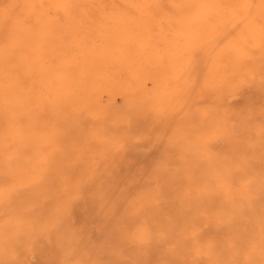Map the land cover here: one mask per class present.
<instances>
[{"label": "rangeland", "instance_id": "374dc122", "mask_svg": "<svg viewBox=\"0 0 264 264\" xmlns=\"http://www.w3.org/2000/svg\"><path fill=\"white\" fill-rule=\"evenodd\" d=\"M180 1L0 0V87L29 78L13 85L26 122L0 129L25 132L0 140V264H264V0ZM150 61L173 83L152 90ZM125 81L145 91L124 99Z\"/></svg>", "mask_w": 264, "mask_h": 264}, {"label": "bare ground", "instance_id": "6f19581e", "mask_svg": "<svg viewBox=\"0 0 264 264\" xmlns=\"http://www.w3.org/2000/svg\"><path fill=\"white\" fill-rule=\"evenodd\" d=\"M176 10H178L180 13H182L183 11L185 12L187 10V13L188 14H194V13L197 12L198 7L195 4H191V1H189V0H181L180 1V4L176 7ZM100 12H101L100 9L99 8H96V10L90 11V12L86 13V15H83V18H84V20H86V23H87L89 21V18H88L89 16H91V15H98ZM258 12L264 13V6H261V8L258 9ZM3 20H4V18H2L1 22H3ZM4 25L5 24H3L2 26H0V30H2V31H0V37L1 38H6L5 36L7 34H9L8 31L6 32V30H3L2 29V28H4ZM187 25H188L187 26V29H188L187 31H189L190 33H192V32L196 33V31H198V30L201 29V28L198 27V25L194 26L192 23H189V24L187 23ZM45 26H48V25H45ZM45 26H43V27H45ZM90 29L92 31L94 29L93 32L95 34H97V35H95V38L97 39V41H100V42L101 41H104L107 38H109L108 36L111 33V32H108L107 31V30H109V28H108L107 25H103V27L101 29V34L98 31V24H96V23H93V25L90 26ZM104 34L107 37H104ZM181 46H183V45H180L179 43L178 44L166 43V48H165V49H167L166 50V53L169 52V55H171V56L172 55L178 56L177 55L178 53L177 52L176 53H173L172 50H175L176 49L177 51H179V49L181 48ZM1 48L2 47L0 45V52H3V54H4L5 51H4V49H1ZM10 53H11V55H13L11 51H10ZM2 56L3 55L0 53V58ZM102 59H105V57H102ZM114 61H116V59L111 60V62H114ZM162 63H164V61L163 62H160V61H158V62L157 61L156 62H152V61H150L149 65L144 68V71H145L144 73L145 74L142 75V79H143V77H145L144 80L145 79H148V80H151L154 83V87H153L152 90H155L157 88V86L159 85L160 81H164L165 83H170V84L173 83V81H174V80H169V82H168V80L167 79L165 80V78L162 80L163 77H166L167 76V73L171 69L173 70V68L171 67V64H169V63L168 64L167 63L162 64ZM42 66H44V65H42ZM48 67L49 66H46V68L43 67V68L40 69L39 77L37 78L38 82H42L43 80L48 79V78H50V81H51L52 78H55V75L50 74V72L48 70ZM10 71H11V76H13L15 74V79H12V80H14L13 85H16L18 83L20 84V80H22L21 81V83H22L24 79H26V80L29 79L28 76H27V74L25 75V78L20 77L21 71H19V75H18L17 72L16 73H13L14 68L12 70H10ZM6 74L9 75L10 73L8 72ZM123 75L124 74H122L121 71L118 70V72L114 76L123 77ZM168 79H171V77H169ZM103 80L106 81L108 79H106V80L103 79ZM103 80L101 79V81H103ZM101 81H100V90L102 89L101 88L102 86L104 87V84ZM13 85H11V89L10 90H7V88L4 89L3 87H0L1 89L3 88V90H0V115H1L0 116V129L2 127H9L13 123H24V122H26V119L24 118V115L25 114L23 115L22 113L14 110L15 108H18L17 106H15V104H17V101L19 100V98L16 95H13V91H15V88L13 87ZM128 86L129 85H127V83L125 81L124 84H123V87H122L123 89L121 91L118 90L116 92V94H123L125 96L124 99H126V98L131 97V94H137V93L138 94H141V93H143L145 91L143 88H141V86H138V87H136L137 89L134 91V93H132V92L130 93L129 91H130L131 88H128ZM108 88H109V90H111L110 92H107L108 95L110 97H113L111 94H113V91L114 90L111 87H108ZM131 90H133V89H131ZM37 94L38 95L33 96V98H32V94L26 93V91H24V94H23V97H26L27 100L29 101V102H27V100H25V98H24L23 106L25 107V106H27V104H29L30 105V110L33 111V113L35 112L36 108L39 109L38 107L40 106V105H32L33 104V101L34 102L35 101L37 102L38 99H39V92H37ZM8 116L10 118L9 119L7 118V123H6L5 122L6 121V117H8ZM179 122H181V120ZM186 122H187V120L183 119V121L181 123L184 124ZM4 132L5 133H3V136L2 135L0 136V140H1V138L8 139V137H9L10 140L11 141H14V142L18 141V139H20L22 137V135L25 134V132L24 133H20V134H18V133H11V130L9 128L6 131H4ZM27 137H28V140H31L29 136H27ZM194 146L196 147V145H194ZM197 151H198L197 149H194V152H193V155H192L193 157L194 156H198V152ZM192 161H193V163L190 164V167H192V169H194L195 171H200L201 169L200 168H197V165H196L197 163L195 162V160H192ZM172 171L173 170L170 171L169 169H167V171H166L167 174L166 175H169L170 174L169 172H172ZM190 175H192V173ZM187 178L189 179V182H192V183H194L197 180V179L191 178V176H188ZM200 184H201L200 185L201 187L205 186V183H204L203 180H200ZM183 185L184 184H183V182H182L181 179L179 180L176 177H174V179L172 181V186L171 187H173V189L177 190L179 188H182ZM180 190L182 192V189H180ZM187 192H188V190H185L183 192V195L186 196V197L188 196V194H186ZM183 195H181V196H183ZM206 196H208V195H206ZM208 198H211V197L208 196L204 200H196V199H193L194 201H192L189 204V205H193L192 206L193 208L191 209V211L192 210L197 211L199 208H203L205 210H207V209L209 210L210 209L209 206L212 205L211 204L212 203V199H208ZM63 201L65 202L66 199H64ZM165 203H168V202H165ZM214 205L213 206L215 208L221 206V204H214ZM167 206H169V205L167 204ZM186 207L190 208V206H186ZM179 210H183L184 211L183 215L181 216V218H182L185 215V212H187V210H186V208H184V209L181 208ZM160 213H161V211L159 209H152V212H150V210L147 212V214L152 215V219H153V217H156L155 215L160 214ZM204 214H205V212H204ZM204 214L203 215L202 214H196L197 216H193L194 222H196V223L205 222L207 224V227H210L212 229L216 228L217 227V222H219L218 216L216 217L215 215L214 216L211 215L209 217H206V216H204ZM181 236L184 238L185 235L183 234ZM126 240L129 243H133V242L128 241V237H126ZM203 253L206 254V252H203ZM203 253L200 252V254H203ZM250 258H251L252 261L254 260V257L253 256H249V259ZM240 262H241V264H251L249 261H240ZM181 264H183V263H181Z\"/></svg>", "mask_w": 264, "mask_h": 264}]
</instances>
